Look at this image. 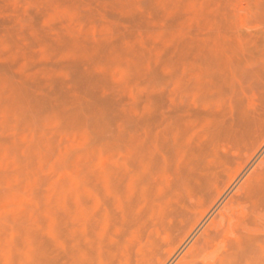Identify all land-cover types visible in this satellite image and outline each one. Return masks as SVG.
Returning a JSON list of instances; mask_svg holds the SVG:
<instances>
[{
	"label": "rangeland",
	"instance_id": "obj_1",
	"mask_svg": "<svg viewBox=\"0 0 264 264\" xmlns=\"http://www.w3.org/2000/svg\"><path fill=\"white\" fill-rule=\"evenodd\" d=\"M195 243L264 264V0H0V264Z\"/></svg>",
	"mask_w": 264,
	"mask_h": 264
},
{
	"label": "bare ground",
	"instance_id": "obj_2",
	"mask_svg": "<svg viewBox=\"0 0 264 264\" xmlns=\"http://www.w3.org/2000/svg\"><path fill=\"white\" fill-rule=\"evenodd\" d=\"M207 236V235H206ZM233 236V235H232ZM204 240H206V237L204 238ZM198 242L200 243V241L198 240ZM198 243H195V245H194V247L193 248H191L190 250H189V252L187 253V254H185L180 260H179V262L177 263V264H187V261H188V258H189V256L193 253V251L196 249V248H198Z\"/></svg>",
	"mask_w": 264,
	"mask_h": 264
}]
</instances>
